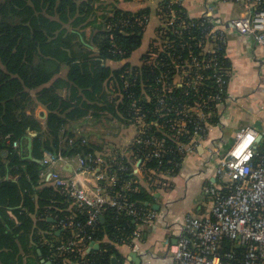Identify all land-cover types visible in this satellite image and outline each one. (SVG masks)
I'll return each mask as SVG.
<instances>
[{
    "label": "trees",
    "instance_id": "1",
    "mask_svg": "<svg viewBox=\"0 0 264 264\" xmlns=\"http://www.w3.org/2000/svg\"><path fill=\"white\" fill-rule=\"evenodd\" d=\"M151 12L148 0H0V264H43V257L56 264L47 241L69 235L65 230L57 234L59 221L86 220L61 187L42 180L45 152H93L107 161L116 159L130 167L122 177L136 180L131 173L143 160L151 186L159 174L180 171L186 154L182 144L209 132L198 112L190 111L181 123L179 111L199 106L210 114L209 123L219 122L230 79L226 40L215 53L205 50V35L214 23L205 16L191 18L173 0H162L157 36L141 62L132 63ZM211 57H217V67H203ZM196 72L204 74L197 89L177 81ZM215 74L227 83L220 86ZM219 94L223 100L214 98ZM40 106L47 111L44 119L37 115ZM91 118L135 125L132 144L117 154L103 149L89 132L80 131ZM29 137L32 159L26 158ZM130 197L140 207L151 206L154 198L139 180L132 183ZM104 217L93 235L101 248H86L82 264H114V244L130 240L119 228L126 226L130 233L132 219L111 209ZM232 250L242 258L243 248L224 238L220 255L233 264L226 257Z\"/></svg>",
    "mask_w": 264,
    "mask_h": 264
},
{
    "label": "built area",
    "instance_id": "2",
    "mask_svg": "<svg viewBox=\"0 0 264 264\" xmlns=\"http://www.w3.org/2000/svg\"><path fill=\"white\" fill-rule=\"evenodd\" d=\"M232 1L245 3L249 7L244 15L231 20L232 28L264 45V0ZM203 16L213 23L209 15ZM144 20L149 22L148 18ZM225 34L223 29L214 26L205 35L209 40L205 50L215 53L221 49V41L226 40ZM208 44L213 45V48H207ZM193 63L201 66V61L197 58H194ZM214 63H217V57L207 59L203 67H217ZM203 76L201 72H196L194 76L183 74L177 81H183L189 87L197 89ZM214 77L220 86L227 83L223 75L215 74ZM214 98L223 100L221 94ZM227 100L228 94L220 104ZM190 111L198 112L208 129L213 125L208 122L210 114L207 115L199 106L179 111L178 114H182L181 123L187 121ZM142 119L143 115H140L138 121L141 122ZM206 126L203 130H206ZM260 134L255 127H245L237 132L234 143L226 152L221 154L220 149L210 147V153L217 155V180L205 186L211 211L204 218L187 216L181 223L173 225L167 222L160 211L153 209L151 204L149 207H140L131 199L132 183L138 180L122 177L123 173L130 170L125 163L116 159L107 161L93 152L72 156L61 151L45 152L40 159L43 166L42 180L61 187L73 204L86 215L85 221L69 217L57 224V229L65 230L69 235L47 241L56 264L83 263L81 259L85 249L89 252L91 243L96 241L93 236L96 232L95 224L110 209L123 212L128 219L134 221L135 227L130 233H127L126 226L119 228L123 231V236L127 235L125 239H142L145 235L144 226L163 225L167 231L163 238L166 255L160 257L153 251H145L143 255L160 260L163 264H232L225 262L220 255L224 238L230 239L235 247L243 248L242 258L234 250L226 252V257L234 260L233 264H264V151L261 149L264 141L259 140ZM14 145L18 146V142ZM181 149L188 153L192 148L188 144H182ZM156 155H161L159 150H156ZM69 169L71 172H68ZM135 172L134 169L131 174ZM166 177L164 172L159 174L152 185L165 186ZM89 228H92L90 233Z\"/></svg>",
    "mask_w": 264,
    "mask_h": 264
},
{
    "label": "crops",
    "instance_id": "3",
    "mask_svg": "<svg viewBox=\"0 0 264 264\" xmlns=\"http://www.w3.org/2000/svg\"><path fill=\"white\" fill-rule=\"evenodd\" d=\"M161 1L148 0L152 8L151 19L145 29L141 46L133 52L129 59L132 63L141 62V57L148 50L150 42L157 36L161 24L157 9ZM173 1L181 5L191 18L209 15L214 26L225 31V56L230 65V79L227 91L229 100L219 105L221 109L219 122L210 125L207 136L197 134L193 137L191 144H188V147L192 149L185 154L180 171L175 175H167L165 186L157 184V189H153L146 179L148 171H145L143 160L135 164L137 179L148 187L149 193L154 196L149 203L153 209L162 213L170 225L181 223L187 216L201 219L210 213L211 202L205 193V186L217 180L215 175L217 155L210 153V147L220 149L221 154L226 152L234 143L237 132L245 127H255L264 134V45L257 43L252 37L238 33L230 25L233 18L249 11L248 5L232 0ZM207 48H213V45L208 44ZM113 65L120 66L121 62L113 63ZM37 115L44 119L47 115L46 109L40 106ZM119 126L121 132L125 136L129 135L130 138L126 144L121 141L126 150L136 135L135 129L121 127V124ZM80 131L88 133L85 126H82ZM32 135L34 133L31 132ZM31 147L32 139L28 140L26 145L27 155L32 152ZM68 172L71 170L69 169ZM171 186L173 193L167 191ZM156 204L160 205L159 209L154 207ZM143 229L145 235L142 239L126 240L114 244L118 250V255L113 257L114 264H163L160 260L143 255L145 251H153L160 257L165 256L167 251L163 238L167 235V231L162 224L147 225ZM105 239L108 240L107 237ZM95 242L99 243L100 249V241ZM40 255L42 256L41 251ZM43 259L48 261L44 257Z\"/></svg>",
    "mask_w": 264,
    "mask_h": 264
},
{
    "label": "rangeland",
    "instance_id": "4",
    "mask_svg": "<svg viewBox=\"0 0 264 264\" xmlns=\"http://www.w3.org/2000/svg\"><path fill=\"white\" fill-rule=\"evenodd\" d=\"M148 26V25H147ZM90 30V28H88ZM66 74V71L63 72ZM94 119H89L87 123L83 124L87 132H89V137L93 142L103 145V149L109 150L111 153L117 154L119 151L125 150V145H122L121 141L126 144L130 140L129 135H124L121 132L120 124L108 119H103L100 122H93ZM123 124H121V127ZM130 127L135 129V134L137 133V128L135 125H130ZM132 132V131H131ZM131 134V133H130ZM124 135V136H123ZM123 136V137H122ZM123 138V140H121ZM261 149L264 151V144L261 145ZM61 170V168H58ZM167 191L173 193V187H169ZM171 197V195H170Z\"/></svg>",
    "mask_w": 264,
    "mask_h": 264
},
{
    "label": "water",
    "instance_id": "5",
    "mask_svg": "<svg viewBox=\"0 0 264 264\" xmlns=\"http://www.w3.org/2000/svg\"><path fill=\"white\" fill-rule=\"evenodd\" d=\"M263 139H264V134L261 133L260 136H259V140H263ZM29 140H31L30 137H29ZM26 158H30V159H32V158H33L32 153L30 152V154L27 155ZM154 207H155L156 209H159V208H160V205H159V204H156V205H154ZM100 219H101L102 221H104V220H105L104 215H102V216L100 217ZM51 221L56 222L55 219H51ZM60 233H61V230H58V231H57V234H60ZM99 246H100L99 243H97V242H92V243H91V247H90L88 250H89V251L92 250V249L97 250V249H99ZM42 261H43L44 264H51V261H50V260L46 261L45 259H43Z\"/></svg>",
    "mask_w": 264,
    "mask_h": 264
}]
</instances>
